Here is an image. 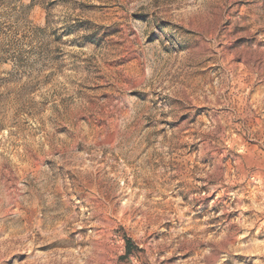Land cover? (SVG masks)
Here are the masks:
<instances>
[{
	"label": "rangeland",
	"instance_id": "rangeland-1",
	"mask_svg": "<svg viewBox=\"0 0 264 264\" xmlns=\"http://www.w3.org/2000/svg\"><path fill=\"white\" fill-rule=\"evenodd\" d=\"M21 2L0 264H264V0Z\"/></svg>",
	"mask_w": 264,
	"mask_h": 264
},
{
	"label": "trees",
	"instance_id": "trees-1",
	"mask_svg": "<svg viewBox=\"0 0 264 264\" xmlns=\"http://www.w3.org/2000/svg\"><path fill=\"white\" fill-rule=\"evenodd\" d=\"M30 9L31 6L23 5L21 0H0V63H5L9 58L10 51L4 49V43L20 42L17 32L21 27L30 25ZM15 48L18 47H12L13 55L18 52ZM126 254H130L129 243L126 245Z\"/></svg>",
	"mask_w": 264,
	"mask_h": 264
}]
</instances>
